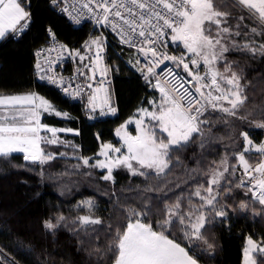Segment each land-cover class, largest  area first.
<instances>
[{"label":"snow or ice","instance_id":"1","mask_svg":"<svg viewBox=\"0 0 264 264\" xmlns=\"http://www.w3.org/2000/svg\"><path fill=\"white\" fill-rule=\"evenodd\" d=\"M50 2L54 6L63 5L61 11L68 13L76 24H80L83 18L93 19L97 24L115 32L122 44L136 48L144 64L141 65L137 58L134 66L142 74L146 84L158 90L159 101L150 100L148 103L152 110L140 108L137 110L139 119L129 120L121 125V128L126 129L128 123H135L138 135L132 136L125 132L121 136L118 128L116 135L123 141L121 147H115L111 143L102 144L98 155L104 159H95L76 155V146L58 135L65 132L79 135L78 130L49 126L41 122L45 113L72 119L68 113L56 109L43 96L35 92L0 96V158L8 160L13 153H23L24 161L40 166L39 175L43 177L45 165L60 158H68L67 152L48 151L47 146L70 147L73 149L72 158L80 161L72 165V168L106 169V174L101 179L115 184L113 169L122 167L132 176L142 177L145 181L153 178L164 180L163 187L153 188L149 185L143 191H158L166 195L167 191L172 190L167 188L166 177L177 165L182 164L176 153H182L193 146L203 151L213 142L210 139L211 128L217 122L212 119L213 113H220L217 120H224L225 123V117L249 122L250 113L246 109L249 97L245 92L248 85L242 84V75L233 71V66H238V61L230 60L227 54L240 52L247 53L252 59L257 56L264 57V43L253 39L255 36L264 38V0H238L239 5L252 11L254 18L258 14V24L251 28V35L242 30L240 23L233 30V26L228 24L231 13L220 10L218 0H85L80 9L71 5L76 15L69 12L68 0ZM157 4L162 5V10L156 9ZM83 9H87V14ZM31 19L30 0H0V40L9 36H21ZM239 19L243 20V17ZM48 31L54 38L51 29ZM235 37H242L245 42L240 43ZM105 39L103 36L90 38L85 42L83 53L80 50H68L66 45L60 46L58 60L63 58L65 51L69 58H78L76 72L78 77L83 78V83L77 84L75 89L72 88L75 77L65 80L59 73L54 74L53 61L48 57L45 58L46 65L39 60L35 64L40 80L57 85L69 97L83 98L85 89L89 90L91 94L87 96V102L90 118H95L91 114L96 113L97 108L100 116L115 115L117 111L110 103L109 89L102 87L105 83L110 84L106 80L110 66L100 68L99 85L95 89L89 82L97 79V66L101 63L102 53L107 47ZM170 43L182 44L186 52H181L180 55L169 54L167 49ZM47 51L51 53L56 49L50 48ZM90 51L91 56L87 55ZM41 54L38 52L37 56ZM86 60L88 63H84ZM166 61L173 66L165 65ZM201 64L204 65L203 74ZM161 65L165 67L161 68ZM158 68H161L159 72L155 70ZM176 69L186 73L190 79L180 75ZM101 90L105 97L98 105L97 93ZM225 102L228 107L224 106ZM261 112L264 113V109ZM145 116L148 118L147 123ZM255 127L264 129V121ZM42 132L45 134L41 135ZM240 135L244 141L243 150L231 154L236 158V163L229 164L231 157L225 153L219 163L213 161V166L207 171L186 168L192 179H195L192 173H198L202 177L209 176L207 188L197 182L191 192V196L199 197L201 201L198 207L188 197V210H184V197L180 194L171 204L163 202L162 212L154 224L145 222L150 213L157 211L151 206L149 197L140 209H127V222L123 227L117 225L114 228L112 224H107L104 230L112 233L111 243L103 249L94 248L89 255L94 254L103 261L106 255L112 253V264H199L198 259L190 254L187 245L182 246L172 238L173 233L179 231L184 240L196 247L200 246L197 243L199 241L206 246V250L213 248L214 245L205 239L201 230L206 233V225L212 224L216 217L223 221L228 216L227 205L217 200V196H230L233 187L245 186L243 177L234 183L237 164L242 167L243 176L250 177L248 183L251 187L247 191L252 192L260 205H264V142L255 144L248 132H241ZM122 148L125 149L124 152L121 151ZM253 150L261 157L255 166L245 157V153ZM196 163L199 164V160ZM251 172L260 173V177L252 176ZM84 174L92 175L90 171ZM213 185L216 186L215 189ZM176 186L179 187V184ZM201 189L208 195H201ZM78 207H86L89 214L76 217L73 224H79V228L74 231H82L85 235L95 232L98 237L95 226L104 222L94 216L95 202L91 199L85 200ZM246 207V204H240V208ZM205 208L208 214L203 210ZM66 220L61 214L45 220L43 226L54 233L61 226H67ZM248 243L252 249H246V254L258 247L251 237ZM258 251L264 253V247H259ZM261 260L264 264V257ZM0 264H4L2 258ZM251 264H256V261L252 260Z\"/></svg>","mask_w":264,"mask_h":264},{"label":"trees","instance_id":"2","mask_svg":"<svg viewBox=\"0 0 264 264\" xmlns=\"http://www.w3.org/2000/svg\"><path fill=\"white\" fill-rule=\"evenodd\" d=\"M230 5L233 24L236 25L242 16L243 20L239 22L242 30L251 33V28L257 27L258 21L238 3L231 1ZM30 11L32 19L21 38L17 41L6 39L0 43V95L35 92L43 96L62 113L66 112L72 117L67 119L46 114L43 123L78 130L79 135H66L76 145V155L99 159L101 145L111 143L118 147L120 141L116 130L135 118L138 109L150 108L148 102L154 100L158 92L146 84L134 66L137 53L111 33L103 28L92 31L88 26L74 27L65 17L52 10L49 0H30ZM49 29L71 50L81 48L94 33L106 38L107 47L103 53L106 64L110 66L111 104L117 109L115 115L89 119L85 105L72 103L55 89L37 81L36 51L49 40ZM254 39L264 43V38L255 36ZM238 41H243L242 37ZM227 55L230 60L238 61L233 71L242 75V84L248 85L245 92L249 97L246 104L247 112L250 113L249 122L225 117V123L224 120H217L220 113H213L212 119L217 121L211 128L210 139L213 142L203 151L193 146L182 153H176L182 164L177 165L166 177L167 188L172 189L166 195L158 191H143L149 185L153 188L163 187L164 180L153 178L145 181L126 170L117 169L113 173V184L102 180L104 172L98 169L72 168V165L80 163L72 155L45 165L43 177L39 175L40 166L24 161L22 154H12L8 160L0 158V258L4 264H12L13 261L15 264H112V253L101 261L96 255H89V252L97 247L103 249L111 243L112 233L104 230L105 226L112 224L115 228L117 225H126L128 208L140 209L150 197L151 206L157 211L150 213L145 222L155 224L162 212L163 202L171 204L180 194L184 197V210H188V197L198 207L201 201L199 197L191 196V192L197 182L207 188L209 176L192 173L195 176L192 179L186 168L207 171L213 166L212 162L218 164L225 153L231 157L229 164L236 163V158L231 154L243 150L241 132H248L255 144L264 140V129L255 127L264 121V113L261 112L264 109V57L252 59L247 53L240 52ZM56 149L54 152H61L60 147ZM259 162L260 159L257 160ZM89 171L91 176L84 174ZM242 172L237 164L234 183L243 177ZM61 173L66 175L61 176ZM246 177H243V188L233 187L230 196H217V200L227 205L228 216L223 221L216 217L212 224L206 225V233L201 230L205 239L214 245L211 250H206V246L199 241L197 243L200 246L196 247L184 240L182 233L174 231L172 238L182 246L187 245L190 254L200 264H242L243 251L249 237L264 244V205H260L252 192L247 191L250 184ZM201 195L208 193L201 189ZM89 199L96 205L94 216L104 222L95 226L98 237L95 232L85 235L82 231H74L79 228V224H73L76 217L89 214L87 208L78 205ZM241 203L247 207L240 208ZM205 213L208 214V211ZM61 214L67 218V226H61L54 233L44 228L45 220ZM255 257L257 264H262L264 253L258 252Z\"/></svg>","mask_w":264,"mask_h":264},{"label":"built area","instance_id":"3","mask_svg":"<svg viewBox=\"0 0 264 264\" xmlns=\"http://www.w3.org/2000/svg\"><path fill=\"white\" fill-rule=\"evenodd\" d=\"M49 2H50V0H49ZM83 2H85V0H68V4L70 5L69 12H71L73 15H76L77 13H76V11H74V9L71 7V5H75V9H80L81 3H83ZM50 6H51L52 10L56 14L65 17L70 22V24H72L74 27L79 28V27H83V26H88L89 28H91L92 31H94L96 29H99V28H103L107 32H109L112 35H114L120 41V37L115 32H113L110 28L104 27L101 24H97L95 22V20L88 19V18H83L81 20V23L80 24H76L71 19V17L68 15V13H65V12L61 11V8L63 7V5L54 6L50 2ZM156 9L157 10H162V5L157 4L156 5ZM83 12L85 14H87V9H83ZM161 23H162V21H161ZM51 33H53V32H51ZM21 36L16 37V38H14L12 36H9L7 39H10V40H13V41H17L18 39L21 38ZM61 45H65V44H63L55 35H54V38H53L49 34V40L36 51V56H37V53L38 52H41L42 53L40 56H37V62L39 60V62H41L42 64H45L46 65L47 61H46L45 58L48 57L51 61H53L52 72L54 74L55 73H59V75L63 76L65 80L69 79L70 77H75V79L73 81V84H72V88L75 89L77 84L83 83V78L82 77H78V74L76 72V69L79 66V61H78V58H69L68 57V54H67V51H65L63 53V58L60 59V60H58L57 57H58V55L60 53V46ZM181 47H182V44H179V43L178 44H171L170 43L168 45L167 51L171 55H180ZM50 48H55L56 51H52L51 53H49L47 51V49H50ZM84 48H85V44L81 48L76 49V50H80L83 53L84 52ZM130 48H132L137 53V55H138L137 58L140 59V64L143 65L144 64V60H143V58L140 57L137 49L136 48H133V47H130ZM67 49L68 50H71L68 47H67ZM42 50H44V51H42ZM87 55L91 56L92 55V52L91 51L88 52ZM84 63H88V61L86 60ZM105 65H107L106 64V57H105V54L102 53L101 63L97 66V79H96V81H89L90 83L93 84V89H95L99 85V80H100L99 72H100V68L104 67ZM165 65H167L168 67H172L173 66L171 64V62H167V61L165 62ZM165 65H161V68H164ZM161 68H158V69H155V70L157 72H159L161 70ZM176 71L180 75L185 76L186 79H190V77H187V74L186 73H183L180 69H176ZM138 73L142 77V74L139 71H138ZM201 74H203V70L201 71ZM36 79H37V81L39 83L44 84V85H46V86H48L50 88L55 89L64 99H67L68 101H70L72 103H77V104L85 105L87 117L89 119H91L90 118V114L88 112V102H87V96L91 94V92L89 90L85 89V95H84L83 98H79V97H69L66 94H64L63 91L61 90V88L58 87L57 85L50 84L46 80L45 81L40 80L39 77H38L37 69H36ZM142 79H143V77H142ZM106 80L107 81H110L109 72H107ZM185 86L186 87H190L189 85H185ZM102 87L108 88L109 89V92L111 94V84L105 83ZM168 87L170 88L171 85L169 84ZM104 97H105V93L101 90L99 93H97V101H96V103L99 105L103 101ZM110 103H111V98H110ZM91 115L92 116H100L99 115V108H97L96 113H92Z\"/></svg>","mask_w":264,"mask_h":264},{"label":"rangeland","instance_id":"4","mask_svg":"<svg viewBox=\"0 0 264 264\" xmlns=\"http://www.w3.org/2000/svg\"><path fill=\"white\" fill-rule=\"evenodd\" d=\"M231 1H234V2H236V3H238V1L237 0H231ZM231 1H229V0H218V2H219V6H220V10H222V11H226V12H229L230 10H232V6L230 5V2ZM241 7H242V5H241ZM233 19H234V17L233 16H229L228 17V24L229 25H232L233 26V30H235V24H233ZM240 21H242V20H240V19H238V23L240 22ZM97 30V29H96ZM95 31V30H94ZM249 35H251V33H248ZM99 36H102V35H100L99 33H94V35L91 37V38H93V37H99ZM104 37V36H103ZM238 38L239 37H235V39L238 41ZM255 37H253V39H254ZM256 40V39H255ZM257 41V40H256ZM238 42H240V43H243V42H245L244 40L243 41H238ZM181 52H186V50H184L183 49V45H182V47H181V51H180V54H181ZM188 56H190L191 54H187ZM133 64H135V62H133ZM190 67H193L192 65H190ZM204 69V65L203 64H201V71ZM229 75H230V73H229ZM157 90V89H156ZM157 92H158V90H157ZM215 94V93H214ZM155 101H159V92H158V95H157V97L154 99ZM225 107H228V104H227V102H225V105H224ZM149 110H152V108L150 107V108H148ZM140 118V114L138 113L137 115H136V117L135 118H133V119H131V120H136V119H139ZM144 119H145V122L147 123V120H148V118L145 116L144 117ZM128 122V121H127ZM125 124V123H124ZM123 124V125H124ZM119 129L121 130V136H123L124 134H125V132H127V133H130L132 136H136V135H138L139 134V132H138V130H137V127H136V125H135V123H128L127 124V128L126 129H124V128H121V127H119ZM68 134H73V133H67V132H65V133H59L58 135L60 136V138L61 139H64V140H66V141H70L73 145H75L74 143H73V141L71 140V139H68L67 137H66V135H68ZM117 138H118V140L120 141V144H119V146L118 147H121V145H122V143H123V141H122V139H121V137L120 136H117ZM263 142H264V140H263ZM76 146V145H75ZM58 147H60L61 148V152H67L68 153V156H73V149L72 148H70V147H68V148H66V147H64V146H57V145H51V146H48V150L49 151H52V152H54V151H56L57 149L56 148H58ZM115 147H117V146H115ZM100 151H101V149H100ZM121 151L122 152H124L125 151V149H121ZM78 152V149H77V147H76V152H75V154ZM13 154H19V153H13ZM245 154H247V156H245L246 157V159H248V161H249V163L250 164H252L253 166H255V163H257V160H259V159H261V157H260V154L259 153H256L254 150L253 151H250V152H248V153H245ZM258 154V155H257ZM110 155H120V154H112V153H110ZM99 159H104V157H102V156H99ZM133 163H135V162H133ZM96 169H98V168H96ZM119 169H123V170H126V169H124V168H119ZM241 169H242V167H241ZM98 170H100V171H102V172H104V174H106V169H98ZM115 170H117V169H113V173H114V171ZM222 170V169H221ZM127 171V170H126ZM242 171H243V169H242ZM243 173V172H242ZM243 177H246V176H243ZM246 178H248V176L246 177ZM214 187H216L215 185H213ZM86 208V207H85ZM205 212L206 211H208L207 210V208H205V209H203ZM249 240V238L247 239V241ZM258 244V243H257ZM258 246V245H257ZM262 247H264V245H262ZM246 249H252V246L251 245H249V243L246 245ZM257 251H258V248L257 249H255V250H251V251H249V252H247V254H246V251H245V264H251V261L252 260H255L256 261V257H255V255H256V253H257ZM200 264V263H199ZM256 264H257V261H256Z\"/></svg>","mask_w":264,"mask_h":264},{"label":"crops","instance_id":"5","mask_svg":"<svg viewBox=\"0 0 264 264\" xmlns=\"http://www.w3.org/2000/svg\"><path fill=\"white\" fill-rule=\"evenodd\" d=\"M238 1V0H237ZM244 9H245V11L246 12H248L252 17H253V15H252V11L251 10H249L246 6H242ZM254 18V17H253ZM255 20H257L258 21V14H257V17H255L254 18ZM6 40V39H5ZM4 40H0V43L1 42H3ZM0 96H5V95H0ZM50 102V101H49ZM51 103V102H50ZM52 104V103H51ZM53 105V104H52ZM54 106V105H53ZM55 107V106H54ZM56 108V107H55ZM57 109V108H56ZM44 115H46V113L45 114H43L42 115V118H41V122L43 123V116ZM48 115V114H47ZM59 118H62V117H59ZM50 126V125H49ZM45 133L44 132H42L41 133V135H44ZM69 135V134H68ZM42 147H43V145H42ZM19 154H22V155H24L23 153H19ZM250 187H251V184H250ZM256 191H258V189H256ZM255 241V240H254ZM258 242H256V244H257ZM248 244V241H246V244H245V248H244V251H243V260H242V264H245V250H246V245ZM258 245V247L257 248H259V247H262V244H260V243H258L257 244ZM264 245V244H263ZM259 251H257V253H258Z\"/></svg>","mask_w":264,"mask_h":264},{"label":"water","instance_id":"6","mask_svg":"<svg viewBox=\"0 0 264 264\" xmlns=\"http://www.w3.org/2000/svg\"><path fill=\"white\" fill-rule=\"evenodd\" d=\"M251 175H252V176H256V177H260V173H256V172H251ZM247 179H248V181H249L250 177H248ZM253 183H254V182H253Z\"/></svg>","mask_w":264,"mask_h":264}]
</instances>
